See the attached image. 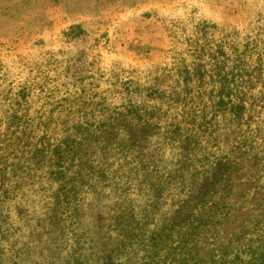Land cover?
Segmentation results:
<instances>
[{
	"label": "rangeland",
	"instance_id": "1",
	"mask_svg": "<svg viewBox=\"0 0 264 264\" xmlns=\"http://www.w3.org/2000/svg\"><path fill=\"white\" fill-rule=\"evenodd\" d=\"M0 165L21 263L165 264L222 201L208 259L264 204V0H0Z\"/></svg>",
	"mask_w": 264,
	"mask_h": 264
},
{
	"label": "trees",
	"instance_id": "2",
	"mask_svg": "<svg viewBox=\"0 0 264 264\" xmlns=\"http://www.w3.org/2000/svg\"><path fill=\"white\" fill-rule=\"evenodd\" d=\"M35 159L32 154L25 161L31 163ZM25 161L21 163L24 170L21 175L29 176L26 170L32 168ZM5 173V165H0V264H25V261L21 263L19 254L21 250H16L15 228L6 209L9 183ZM19 178L22 182L25 179ZM212 188L215 187L205 186V191L196 200L203 204L205 193H209ZM226 208L227 205L225 207V203L221 201L213 208L198 213L197 216L194 215V211L187 213L184 219L191 224L184 221L188 227L186 234L175 247L167 248L165 264H264V204L260 206L261 213L257 223L232 236L228 243L221 245L208 259L201 256V241L209 233L218 232L222 227L230 214Z\"/></svg>",
	"mask_w": 264,
	"mask_h": 264
}]
</instances>
